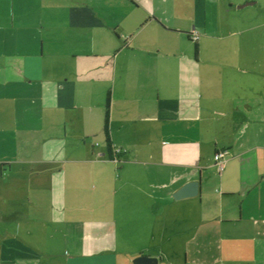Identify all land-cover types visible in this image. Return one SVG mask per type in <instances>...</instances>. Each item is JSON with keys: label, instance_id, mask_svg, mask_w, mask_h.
<instances>
[{"label": "crops", "instance_id": "1", "mask_svg": "<svg viewBox=\"0 0 264 264\" xmlns=\"http://www.w3.org/2000/svg\"><path fill=\"white\" fill-rule=\"evenodd\" d=\"M140 254L264 264V0H0V264Z\"/></svg>", "mask_w": 264, "mask_h": 264}, {"label": "built area", "instance_id": "2", "mask_svg": "<svg viewBox=\"0 0 264 264\" xmlns=\"http://www.w3.org/2000/svg\"><path fill=\"white\" fill-rule=\"evenodd\" d=\"M190 38L193 41H197L200 36L201 32L198 29H192V31L189 33ZM112 156L111 159L115 162H120V155L126 150L124 147L120 145L113 144L112 146ZM229 151L227 149H220L214 154V160L215 164L219 170V172H222L225 169L226 161H227V155Z\"/></svg>", "mask_w": 264, "mask_h": 264}, {"label": "water", "instance_id": "3", "mask_svg": "<svg viewBox=\"0 0 264 264\" xmlns=\"http://www.w3.org/2000/svg\"><path fill=\"white\" fill-rule=\"evenodd\" d=\"M249 3V2H248ZM200 191V180H192L185 183L178 191L174 193L176 198H183L198 194ZM135 264H157L158 257L140 254L134 259Z\"/></svg>", "mask_w": 264, "mask_h": 264}]
</instances>
